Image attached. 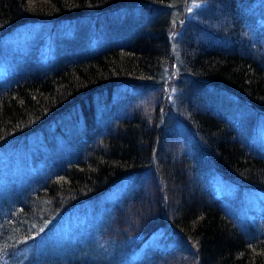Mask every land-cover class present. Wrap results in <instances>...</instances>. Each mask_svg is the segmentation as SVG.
<instances>
[{
	"label": "trees",
	"instance_id": "16d2710c",
	"mask_svg": "<svg viewBox=\"0 0 264 264\" xmlns=\"http://www.w3.org/2000/svg\"><path fill=\"white\" fill-rule=\"evenodd\" d=\"M175 1L182 0H0L1 39L20 26L56 25L135 3L146 17L105 46L0 85V148L40 133L79 105L85 123L77 155L56 157L44 177L32 176L29 189L0 206L1 264H13L14 253L38 240L47 223L123 181L132 187L111 207L105 237L144 241L158 231L177 232L184 244L151 250L145 264H264V224L242 226L199 162L204 155L232 186L264 193V155L249 145L242 128L200 98L184 101L186 113L178 115L198 147L168 134L162 122L166 93L155 82L175 60L178 37L175 83L186 79L193 92L217 88L264 113V31L254 28L237 0H205L195 19L164 11ZM117 88L133 90L134 99L121 103L122 115L100 125L93 99L108 98ZM135 91L147 92L141 102Z\"/></svg>",
	"mask_w": 264,
	"mask_h": 264
},
{
	"label": "rangeland",
	"instance_id": "374dc122",
	"mask_svg": "<svg viewBox=\"0 0 264 264\" xmlns=\"http://www.w3.org/2000/svg\"><path fill=\"white\" fill-rule=\"evenodd\" d=\"M239 9L247 14L257 31H264V0H249ZM205 0L175 1L165 6L164 11L173 10L186 18H197L206 8ZM180 8V11L177 10ZM144 14L141 3L124 6L108 13H91L72 21L56 25H24L11 34L0 38V85L16 74L29 69H46L58 65L66 56H77L91 52L99 46L107 45L114 36L129 33L130 27ZM176 18L179 19L178 16ZM178 37L173 42V62L165 64L158 74V85L166 93V109L162 111L165 131L179 135L197 148L179 116L187 99L200 98L206 105L224 112L235 125L243 130L242 136L259 154L264 155V113L248 108L237 98L217 88L205 85L204 90L193 89L188 80L175 83L174 72L179 61ZM66 61V59H64ZM173 80V81H172ZM186 81V82H185ZM169 84V86H168ZM195 90V89H194ZM133 90L115 89L110 97L100 94L93 99L95 122L107 125L122 115L121 103L134 99ZM135 100L142 101L147 92ZM162 93V96H163ZM191 94V95H190ZM190 95V96H187ZM187 96V97H186ZM164 97V96H163ZM148 99V98H147ZM144 101V100H143ZM185 107L183 108V110ZM179 115V116H178ZM84 114L81 106H76L43 131L21 138L0 148V206L9 205L14 196L30 188L28 184L34 176L40 179L47 174L58 156L72 158L79 153L85 142ZM80 144V145H79ZM56 158V159H55ZM202 168L206 169L215 193L220 196L227 208L239 223L249 228L264 224V193L232 186L218 174L204 155L199 156ZM132 182L123 181L115 188L102 192L92 200L67 210L53 220L41 237L27 244L13 255V264H145L150 251L156 248L166 250L182 247L181 235L177 232L165 234L163 231L141 241L140 236L122 241H110L105 237V229L111 217V207L122 197V193ZM132 187V186H131ZM112 207V208H113ZM171 237V239H170ZM170 239V240H169ZM1 264V263H0ZM4 264H7L4 261Z\"/></svg>",
	"mask_w": 264,
	"mask_h": 264
}]
</instances>
